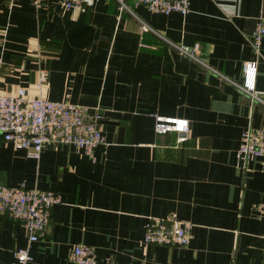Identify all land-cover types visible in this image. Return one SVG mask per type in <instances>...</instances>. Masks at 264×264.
<instances>
[{
	"label": "crops",
	"instance_id": "1",
	"mask_svg": "<svg viewBox=\"0 0 264 264\" xmlns=\"http://www.w3.org/2000/svg\"><path fill=\"white\" fill-rule=\"evenodd\" d=\"M0 0V90L98 107L105 142L93 158L73 143L46 142L38 157L0 141V181L57 192L43 237L27 264H70L75 243L94 247L97 264H264V156L237 153L246 128L264 129V105L234 83L180 53L115 0ZM132 10L165 38L198 54L234 81L257 60L264 96V38L251 34L264 0H190L186 14ZM153 113L184 116L185 140L156 133ZM150 215L192 222L188 245L146 243ZM27 243L24 225L0 215V264H13Z\"/></svg>",
	"mask_w": 264,
	"mask_h": 264
},
{
	"label": "built area",
	"instance_id": "2",
	"mask_svg": "<svg viewBox=\"0 0 264 264\" xmlns=\"http://www.w3.org/2000/svg\"><path fill=\"white\" fill-rule=\"evenodd\" d=\"M36 7L44 0H31ZM142 3L149 10L161 13L177 11L186 14L190 10V0H132ZM67 8H83L86 0H60ZM119 12H129L139 21L141 31H152L165 39L180 53L185 54L206 69L234 83L247 93L251 100L264 105V96L255 88L257 60H246L242 64L243 78L234 81L212 67L198 54V46L175 43L154 29L139 17L129 6L128 0H115ZM264 38V16L257 19L251 34V43L259 53ZM49 71L40 67L36 80L38 92L31 94L25 87L15 91L0 90V141L12 143L16 148H26L27 155L38 157L46 142L73 143L93 158L94 148L105 142L104 135L97 125L100 117L98 107L74 103L68 99L53 100L42 95L48 81ZM156 133L175 131L177 140H185L189 131L187 117L153 113ZM238 155L245 161L254 156H264V129L246 128L242 131L237 148ZM60 195L52 190L28 187L24 182L7 184L0 181V215L20 221L27 231V243L14 248L13 264H27L32 259L31 243L46 233L51 208L60 202ZM255 209L264 212V201L254 203ZM192 222L181 218H168L158 215L147 217L143 240L146 243L188 245L192 238ZM70 264H97L95 249L87 243H75L68 254Z\"/></svg>",
	"mask_w": 264,
	"mask_h": 264
}]
</instances>
